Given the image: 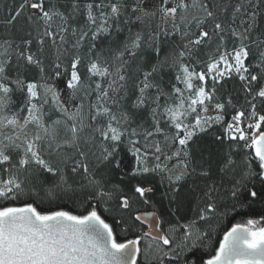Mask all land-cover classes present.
<instances>
[{
    "label": "snow or ice",
    "instance_id": "6c2138e0",
    "mask_svg": "<svg viewBox=\"0 0 264 264\" xmlns=\"http://www.w3.org/2000/svg\"><path fill=\"white\" fill-rule=\"evenodd\" d=\"M0 264H264V0H0Z\"/></svg>",
    "mask_w": 264,
    "mask_h": 264
},
{
    "label": "trees",
    "instance_id": "16d2710c",
    "mask_svg": "<svg viewBox=\"0 0 264 264\" xmlns=\"http://www.w3.org/2000/svg\"><path fill=\"white\" fill-rule=\"evenodd\" d=\"M3 2H4V3H10L11 0H3ZM237 219H239V217H238Z\"/></svg>",
    "mask_w": 264,
    "mask_h": 264
}]
</instances>
